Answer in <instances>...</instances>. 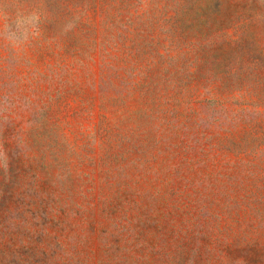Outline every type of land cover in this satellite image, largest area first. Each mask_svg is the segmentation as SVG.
<instances>
[{"label":"rangeland","instance_id":"obj_1","mask_svg":"<svg viewBox=\"0 0 264 264\" xmlns=\"http://www.w3.org/2000/svg\"><path fill=\"white\" fill-rule=\"evenodd\" d=\"M0 264H264V0H0Z\"/></svg>","mask_w":264,"mask_h":264}]
</instances>
